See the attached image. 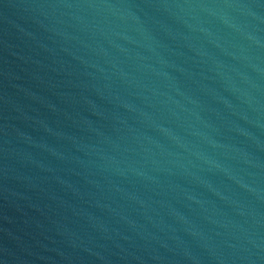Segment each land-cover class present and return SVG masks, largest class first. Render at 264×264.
Here are the masks:
<instances>
[{
	"label": "water",
	"instance_id": "water-1",
	"mask_svg": "<svg viewBox=\"0 0 264 264\" xmlns=\"http://www.w3.org/2000/svg\"><path fill=\"white\" fill-rule=\"evenodd\" d=\"M0 264H264V0H0Z\"/></svg>",
	"mask_w": 264,
	"mask_h": 264
}]
</instances>
